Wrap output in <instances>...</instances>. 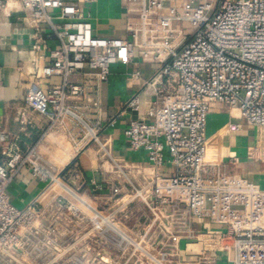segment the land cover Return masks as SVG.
<instances>
[{"label":"built area","instance_id":"2783aa9c","mask_svg":"<svg viewBox=\"0 0 264 264\" xmlns=\"http://www.w3.org/2000/svg\"><path fill=\"white\" fill-rule=\"evenodd\" d=\"M98 1L0 0L2 12L23 13L32 28L34 76L58 79L29 89L18 134L0 131V264H264V185L233 170L237 155L206 160L208 115L219 104L256 129L247 157L264 162V0H121L130 38L93 32L91 7ZM137 49L158 68L120 115H130L126 136L132 150L147 154L149 174L113 156L97 118L100 84L113 64L132 63ZM32 112L51 123L22 147ZM68 123L110 164L117 177L111 194L126 186L149 208L153 244L127 235L82 194L57 196L46 208L39 197L22 208L11 201L9 186L23 169L49 188L78 179L77 166L66 179L40 152L53 128ZM166 165L168 176L159 172ZM77 223L86 234L62 233ZM182 241L201 244L193 258H186Z\"/></svg>","mask_w":264,"mask_h":264},{"label":"crops","instance_id":"0c3cea01","mask_svg":"<svg viewBox=\"0 0 264 264\" xmlns=\"http://www.w3.org/2000/svg\"><path fill=\"white\" fill-rule=\"evenodd\" d=\"M91 11L93 32L96 35L130 38L126 27L127 14L121 0H99L91 7ZM31 34L32 28L24 21L23 13L7 15L0 10V131L9 134L19 133L17 115L19 109L24 106L29 89L33 86L45 89L51 83L58 82V79L36 78L32 73L36 53L29 48ZM157 68V62L143 60L137 49L132 63H116L111 66L110 78L100 84L98 93L100 110L97 118L104 124L101 130L103 141L107 142L113 156L121 163L140 167L148 174L152 172V166L147 154L144 151L132 150L126 136L130 115H120V112L132 95L141 90L144 80ZM137 71H140V75L136 74ZM86 77L88 78L76 75L73 80L79 81ZM112 116H117L116 122L107 124V120ZM31 118L34 126L29 129L27 135L21 134L22 147L37 142L51 123L46 116L37 112H32ZM237 125H240V128H236ZM78 130L70 123L67 128L55 126L40 149L45 160L57 172H63L71 163L76 162L78 179L65 187L49 188L29 170L23 169L9 186L11 201L22 208L39 197L41 205L46 208L57 196L71 200L73 192L82 194L97 210L113 217L127 235L141 239L147 246L153 244V223L150 222L149 208L139 199H133L126 186L119 196L111 194L110 185L117 181L116 174L111 171L109 163H104L97 145L85 140ZM255 137L256 129L237 116L236 111L214 104L207 120L206 160L226 162L231 155H237L240 162L233 170L264 185V162L247 157ZM128 171L137 183L143 182L140 175L133 170ZM159 172L168 176L172 167L166 165ZM68 177L67 174L66 179ZM94 182L103 186V189L95 188ZM195 227L199 230L204 225L196 222ZM79 228L78 223L77 226L65 225L62 233L66 232L73 237L86 234L89 230L85 227ZM200 247L199 242L182 241L186 258H193Z\"/></svg>","mask_w":264,"mask_h":264},{"label":"trees","instance_id":"16d2710c","mask_svg":"<svg viewBox=\"0 0 264 264\" xmlns=\"http://www.w3.org/2000/svg\"><path fill=\"white\" fill-rule=\"evenodd\" d=\"M76 166V162L71 163L63 172V176L67 174Z\"/></svg>","mask_w":264,"mask_h":264}]
</instances>
